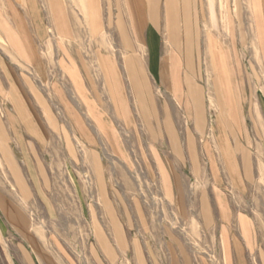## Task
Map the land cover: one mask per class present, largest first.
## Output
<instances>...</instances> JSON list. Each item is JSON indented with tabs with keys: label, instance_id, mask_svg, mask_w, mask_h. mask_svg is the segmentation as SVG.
I'll use <instances>...</instances> for the list:
<instances>
[{
	"label": "crops",
	"instance_id": "crops-1",
	"mask_svg": "<svg viewBox=\"0 0 264 264\" xmlns=\"http://www.w3.org/2000/svg\"><path fill=\"white\" fill-rule=\"evenodd\" d=\"M0 102V164L23 202L48 199L36 158L52 142L80 148L93 264H264L246 208L264 0H0Z\"/></svg>",
	"mask_w": 264,
	"mask_h": 264
},
{
	"label": "rangeland",
	"instance_id": "rangeland-1",
	"mask_svg": "<svg viewBox=\"0 0 264 264\" xmlns=\"http://www.w3.org/2000/svg\"><path fill=\"white\" fill-rule=\"evenodd\" d=\"M247 84L253 103L251 78ZM260 145L255 152L259 178L246 208L255 216L264 240V141ZM78 150L74 142L57 140L36 158L41 172L49 178L45 175L48 199L35 198L29 203L19 198L0 164V193L25 217L21 219L18 215L17 221L10 219L5 212L9 205L0 204V264H38L37 249H44L45 264H93L89 251L92 244L89 210L94 206L89 203L95 200V190L88 174H80L82 165L77 161L78 155L76 162L71 159ZM152 202L149 205L153 211L169 212L158 197H153ZM187 239L193 242V237Z\"/></svg>",
	"mask_w": 264,
	"mask_h": 264
}]
</instances>
